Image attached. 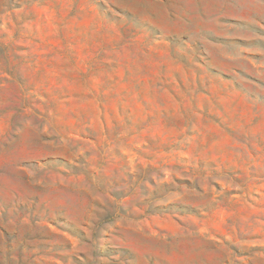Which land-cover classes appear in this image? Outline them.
<instances>
[{
  "label": "rangeland",
  "instance_id": "374dc122",
  "mask_svg": "<svg viewBox=\"0 0 264 264\" xmlns=\"http://www.w3.org/2000/svg\"><path fill=\"white\" fill-rule=\"evenodd\" d=\"M0 264H264V0H0Z\"/></svg>",
  "mask_w": 264,
  "mask_h": 264
}]
</instances>
